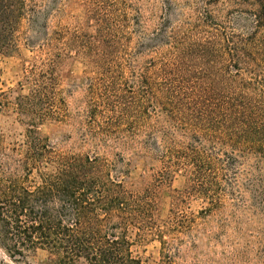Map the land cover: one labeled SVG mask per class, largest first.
<instances>
[{
  "label": "trees",
  "instance_id": "16d2710c",
  "mask_svg": "<svg viewBox=\"0 0 264 264\" xmlns=\"http://www.w3.org/2000/svg\"><path fill=\"white\" fill-rule=\"evenodd\" d=\"M67 1L0 0V51L21 36L29 49L76 46L95 74L77 88L85 100L75 142L69 136L51 142L28 130L21 145H0V251L14 263L43 251L49 264H144L134 248L157 238L159 264H182L174 242L222 208L223 184L232 195L235 168L246 163L240 185L246 213L264 223V0H229L250 10L232 23L251 30L247 36L224 34L210 12L220 0H203L193 27L208 38L184 41L159 25L139 53L163 55L158 68L150 58L130 70L126 0H83L99 26L97 40L52 26ZM214 73L227 76L223 85ZM56 98L35 90L16 109L35 115L39 102L67 123ZM141 157L159 165L154 183L185 170L184 196L194 193L207 209L190 217L172 211L159 230L152 186L136 191L125 182L131 161ZM42 164L51 170L42 172Z\"/></svg>",
  "mask_w": 264,
  "mask_h": 264
},
{
  "label": "rangeland",
  "instance_id": "374dc122",
  "mask_svg": "<svg viewBox=\"0 0 264 264\" xmlns=\"http://www.w3.org/2000/svg\"><path fill=\"white\" fill-rule=\"evenodd\" d=\"M126 2L129 7L126 36L128 35L127 38L131 36L132 41L129 42L127 51L131 58L127 63L129 70L140 60L150 63L152 58L155 59L153 65L161 63L163 55L149 52L142 58L139 56V53L146 52L147 40L155 35L159 25L165 26L168 31L176 29L179 38L184 41H202L208 38L202 32H195L193 27L197 13L202 12L203 0H126ZM232 7L229 0H220L210 7V12L216 19L215 23L223 24L224 34L233 31L238 36H247L251 30L248 34L244 33L240 28L234 29L232 23L233 19L242 21L248 18L244 13L250 10L242 5ZM86 9L83 0L67 1L54 16L52 26L68 34L97 40L99 26ZM11 47L6 51H0V145L3 148L21 145L28 130L33 131L39 138L51 142H62L68 136L71 137L70 143L75 142L76 137L80 136L76 123L83 117L85 100L83 90L77 88L81 87L86 79L95 78L94 68L76 46L73 48L61 45V49L56 51L48 46L42 49H29L24 45L21 36ZM214 74L213 77L219 79V85H223L227 76L222 73ZM40 86L44 88L41 89ZM35 90L45 95L50 92L57 93L55 106L68 119L67 123L59 121L63 117L51 116L45 112L43 104L39 102L34 111L35 115L21 114L16 109L19 99L29 96ZM31 119L34 122H31ZM246 165L247 163L236 167V172L225 173L224 179L229 183L235 172L237 183L232 195L228 193L231 191L228 184H223L225 197L222 208L210 218L197 222L198 227L194 234L180 237L174 242L180 249L182 264H264V223L246 213L247 196L240 187L246 176ZM39 170L49 172L51 166L42 164ZM159 170V165L147 157L134 158L131 161L129 177L125 181L127 186L133 187L136 191L152 186L158 205L156 220L159 230L164 229L172 211L190 217L197 216L200 211L207 209L208 205L194 193L184 196L185 192L189 191L187 186L190 184L185 170L174 169L162 183H154V175ZM192 242L196 246L195 250L192 249ZM159 250L157 238L149 239L134 248L144 264H159ZM51 259L46 252L37 251L27 254L23 262L49 264ZM24 263H14L0 251V264Z\"/></svg>",
  "mask_w": 264,
  "mask_h": 264
}]
</instances>
